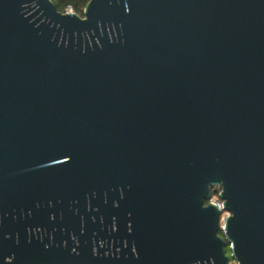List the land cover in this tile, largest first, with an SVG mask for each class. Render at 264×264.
<instances>
[{
	"label": "water",
	"instance_id": "obj_1",
	"mask_svg": "<svg viewBox=\"0 0 264 264\" xmlns=\"http://www.w3.org/2000/svg\"><path fill=\"white\" fill-rule=\"evenodd\" d=\"M227 243L264 264V0H0V264Z\"/></svg>",
	"mask_w": 264,
	"mask_h": 264
},
{
	"label": "trees",
	"instance_id": "obj_2",
	"mask_svg": "<svg viewBox=\"0 0 264 264\" xmlns=\"http://www.w3.org/2000/svg\"><path fill=\"white\" fill-rule=\"evenodd\" d=\"M55 4L57 10L61 13H66L69 10H72L74 13L79 15L80 17H84V9L87 5V3L90 0H52ZM220 187H215L211 189V195L215 196L218 195L220 192ZM221 236H224L223 231H220L219 233ZM226 250H230V244L227 243Z\"/></svg>",
	"mask_w": 264,
	"mask_h": 264
},
{
	"label": "built area",
	"instance_id": "obj_3",
	"mask_svg": "<svg viewBox=\"0 0 264 264\" xmlns=\"http://www.w3.org/2000/svg\"><path fill=\"white\" fill-rule=\"evenodd\" d=\"M207 203H213V204L217 205L218 209L221 211L220 227L224 228L225 222L231 214L228 211L224 210L223 201L220 199L219 194L215 195V196L211 195V198L209 199V201ZM229 264H239V262L233 258V260L229 261Z\"/></svg>",
	"mask_w": 264,
	"mask_h": 264
},
{
	"label": "rangeland",
	"instance_id": "obj_4",
	"mask_svg": "<svg viewBox=\"0 0 264 264\" xmlns=\"http://www.w3.org/2000/svg\"><path fill=\"white\" fill-rule=\"evenodd\" d=\"M72 10H69L68 12H71ZM73 12V11H72ZM232 253H231V251L230 250H228L227 251V255H228V257H229V259L230 260H233V258H232V255H231Z\"/></svg>",
	"mask_w": 264,
	"mask_h": 264
}]
</instances>
